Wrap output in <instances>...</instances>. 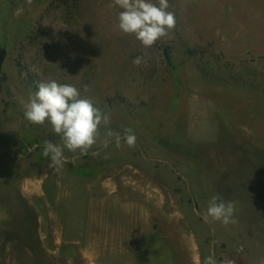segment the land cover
Returning <instances> with one entry per match:
<instances>
[{"label":"rangeland","instance_id":"1","mask_svg":"<svg viewBox=\"0 0 264 264\" xmlns=\"http://www.w3.org/2000/svg\"><path fill=\"white\" fill-rule=\"evenodd\" d=\"M111 3L0 0V264H86L88 203L112 195L150 211L141 263L197 264L198 254L202 264H257L264 0H169L176 26L148 48L119 30ZM50 79L87 84L82 95L110 115L108 128H131L136 147L64 149L55 172L42 152L60 137L28 123L22 107ZM213 196L235 201L236 223L203 219Z\"/></svg>","mask_w":264,"mask_h":264},{"label":"clouds","instance_id":"2","mask_svg":"<svg viewBox=\"0 0 264 264\" xmlns=\"http://www.w3.org/2000/svg\"><path fill=\"white\" fill-rule=\"evenodd\" d=\"M109 7L121 9L118 13L119 30L134 36L145 48L169 37L176 26L175 13L169 10V0H113ZM141 63L142 58L139 56L133 60L136 66ZM36 87L38 90L22 105L24 118L33 125L50 124L51 130L60 137V143L45 141L43 145L42 155L50 157V168L55 172L60 171L67 163L64 149L86 154L98 143L102 148H107L112 142L118 149L125 144L129 148L136 147L137 138L131 128H125L123 136L108 128L111 123L110 115L96 107L89 96L82 95V91L85 94L91 91L87 84L83 85L81 91L73 84L50 79L36 82ZM101 126L107 129L103 138ZM235 211V201L224 202L219 196H213L208 201L203 219L206 222L211 219L227 226L236 223ZM204 264H217V261L209 256ZM257 264H264V257Z\"/></svg>","mask_w":264,"mask_h":264},{"label":"crops","instance_id":"3","mask_svg":"<svg viewBox=\"0 0 264 264\" xmlns=\"http://www.w3.org/2000/svg\"><path fill=\"white\" fill-rule=\"evenodd\" d=\"M116 196L88 203L82 234L86 264H153L141 263L136 257L145 249L151 233L150 211L139 201H124ZM190 244L194 245L192 241ZM198 258L201 259L196 254L197 264H202Z\"/></svg>","mask_w":264,"mask_h":264},{"label":"trees","instance_id":"4","mask_svg":"<svg viewBox=\"0 0 264 264\" xmlns=\"http://www.w3.org/2000/svg\"><path fill=\"white\" fill-rule=\"evenodd\" d=\"M35 89L38 90L37 87H36V85H35Z\"/></svg>","mask_w":264,"mask_h":264},{"label":"water","instance_id":"5","mask_svg":"<svg viewBox=\"0 0 264 264\" xmlns=\"http://www.w3.org/2000/svg\"><path fill=\"white\" fill-rule=\"evenodd\" d=\"M6 52H3V55H5Z\"/></svg>","mask_w":264,"mask_h":264}]
</instances>
